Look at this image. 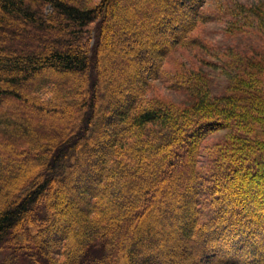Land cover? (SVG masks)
<instances>
[{"label":"trees","instance_id":"obj_1","mask_svg":"<svg viewBox=\"0 0 264 264\" xmlns=\"http://www.w3.org/2000/svg\"><path fill=\"white\" fill-rule=\"evenodd\" d=\"M201 6L0 0V264H264V55L238 58L226 97L185 72L194 105L145 97L201 42Z\"/></svg>","mask_w":264,"mask_h":264},{"label":"rangeland","instance_id":"obj_2","mask_svg":"<svg viewBox=\"0 0 264 264\" xmlns=\"http://www.w3.org/2000/svg\"><path fill=\"white\" fill-rule=\"evenodd\" d=\"M97 2L98 0H90L92 5ZM200 3L205 14L210 16L205 20L200 18L201 21L193 27V33L198 35L201 42L197 45L174 49L171 54L172 57L166 60L163 74H158L152 82L153 87L146 90V98L161 97L173 106L194 105L200 92L197 90L194 92L193 89L184 90L179 83L175 82L174 79L179 77V72H185L194 78L198 76L203 83L201 92H205L209 99L226 97L231 93L234 77L243 67L240 60L238 62V58L243 59L248 55L251 56V54L264 55V0H200ZM112 20L113 17L110 22ZM103 53V57L108 54ZM116 54L119 52L117 51ZM39 95L45 100L50 99V95L44 90H40ZM258 103L261 106L259 110L261 114H256L261 121L259 122L262 126L260 130L264 133V95L256 99V105ZM63 119L60 118L61 121ZM47 122L48 128L53 131L55 128L53 123L50 120ZM232 126L234 125L225 122L224 125L222 124L217 130L209 134L208 146L204 151L205 156L214 155L218 147L232 138L235 132ZM229 146L231 145L229 144ZM249 163L246 159L240 163V166L242 168L250 166ZM37 170L38 167L35 165L33 167L25 166L23 172L26 174L37 172ZM20 182L21 179L19 178L15 184L19 186ZM13 192H15L14 189ZM10 196L11 193L1 192L0 206H3V200H8ZM262 211L264 213V205ZM24 228L33 231L29 224H25ZM260 230L264 229L261 228ZM4 257L6 254H2L0 260Z\"/></svg>","mask_w":264,"mask_h":264}]
</instances>
